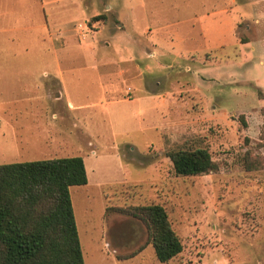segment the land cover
Segmentation results:
<instances>
[{
    "label": "rangeland",
    "instance_id": "374dc122",
    "mask_svg": "<svg viewBox=\"0 0 264 264\" xmlns=\"http://www.w3.org/2000/svg\"><path fill=\"white\" fill-rule=\"evenodd\" d=\"M73 8L123 23L67 24ZM260 91L264 0H0V163L83 158L85 264H264ZM195 147L216 169L176 175L167 152ZM149 203L183 245L165 263L120 211Z\"/></svg>",
    "mask_w": 264,
    "mask_h": 264
},
{
    "label": "trees",
    "instance_id": "16d2710c",
    "mask_svg": "<svg viewBox=\"0 0 264 264\" xmlns=\"http://www.w3.org/2000/svg\"><path fill=\"white\" fill-rule=\"evenodd\" d=\"M105 18L99 14L91 19ZM260 98H264L262 92ZM166 156L176 175L207 174L216 169L204 147L170 150ZM248 160L245 154V168L254 169L257 162ZM86 183L85 164L79 155L0 163V264H85L70 187ZM120 211L142 222L145 244L152 246L158 261L168 262L182 251L162 204H137Z\"/></svg>",
    "mask_w": 264,
    "mask_h": 264
},
{
    "label": "crops",
    "instance_id": "0c3cea01",
    "mask_svg": "<svg viewBox=\"0 0 264 264\" xmlns=\"http://www.w3.org/2000/svg\"><path fill=\"white\" fill-rule=\"evenodd\" d=\"M117 11V19H119V23H123V19H121V9L119 8H73L72 11H76L78 12V16H74L69 18L65 23L69 24H75V23H82V22H87L88 19L90 17H93L95 15H99V14H103V13H109L110 11ZM70 12V11H68ZM116 17V16H115ZM123 17V16H122ZM82 18V20L80 19ZM125 19V18H124ZM125 21H127L128 23H130V25L133 27L135 26V24L138 25V23L140 22V19L138 18V15H136L135 17L133 16V18L131 17V19H125ZM96 23L100 26H103L105 23H102L101 21H96ZM141 24V23H140ZM137 34V32H136ZM138 35H141V33L138 32ZM149 40V39H148ZM148 40H146V43H148ZM142 42H140L139 40L137 41V46L138 45H143L141 44ZM57 59V57H56ZM58 95V94H57ZM67 105H69L70 107H80L81 105H73V103L71 101L67 102ZM87 183H88V179H87ZM87 183L85 185H87Z\"/></svg>",
    "mask_w": 264,
    "mask_h": 264
}]
</instances>
